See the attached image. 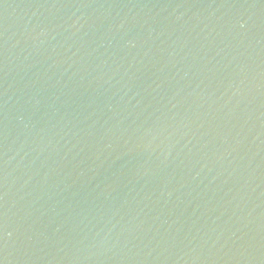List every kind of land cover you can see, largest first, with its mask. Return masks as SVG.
Wrapping results in <instances>:
<instances>
[{
	"label": "water",
	"instance_id": "water-1",
	"mask_svg": "<svg viewBox=\"0 0 264 264\" xmlns=\"http://www.w3.org/2000/svg\"><path fill=\"white\" fill-rule=\"evenodd\" d=\"M0 264H264V0H0Z\"/></svg>",
	"mask_w": 264,
	"mask_h": 264
}]
</instances>
